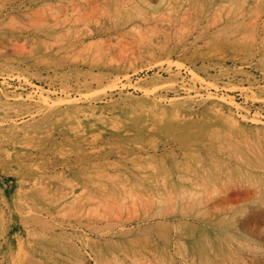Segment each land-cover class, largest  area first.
<instances>
[{
  "label": "rangeland",
  "instance_id": "rangeland-1",
  "mask_svg": "<svg viewBox=\"0 0 264 264\" xmlns=\"http://www.w3.org/2000/svg\"><path fill=\"white\" fill-rule=\"evenodd\" d=\"M0 264H264V0H0Z\"/></svg>",
  "mask_w": 264,
  "mask_h": 264
},
{
  "label": "bare ground",
  "instance_id": "bare-ground-1",
  "mask_svg": "<svg viewBox=\"0 0 264 264\" xmlns=\"http://www.w3.org/2000/svg\"><path fill=\"white\" fill-rule=\"evenodd\" d=\"M151 81V80H150ZM152 82V81H151ZM144 96V95H143ZM151 98V97H150ZM129 99V98H128ZM141 99V98H140ZM152 99V98H151ZM138 100V99H137ZM131 101V100H130ZM156 101V100H155ZM124 102V101H123ZM157 102V101H156ZM118 103V102H117ZM129 103V102H128ZM127 103V105H128ZM159 103V102H158ZM126 105V104H125ZM134 105V104H133ZM144 105V104H143ZM158 106V105H157ZM161 106V105H160ZM154 107V106H153ZM177 107V106H176ZM158 108V107H157ZM160 109V108H159Z\"/></svg>",
  "mask_w": 264,
  "mask_h": 264
}]
</instances>
